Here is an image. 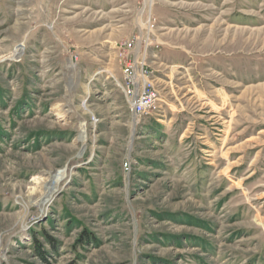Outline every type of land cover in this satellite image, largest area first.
Returning a JSON list of instances; mask_svg holds the SVG:
<instances>
[{
	"label": "rangeland",
	"instance_id": "374dc122",
	"mask_svg": "<svg viewBox=\"0 0 264 264\" xmlns=\"http://www.w3.org/2000/svg\"><path fill=\"white\" fill-rule=\"evenodd\" d=\"M0 264H264V0H0Z\"/></svg>",
	"mask_w": 264,
	"mask_h": 264
},
{
	"label": "built area",
	"instance_id": "2783aa9c",
	"mask_svg": "<svg viewBox=\"0 0 264 264\" xmlns=\"http://www.w3.org/2000/svg\"><path fill=\"white\" fill-rule=\"evenodd\" d=\"M129 47L132 48L131 45ZM147 72L146 65H142L140 69L128 65L123 72L126 80L129 81L133 105L138 117L149 112L150 108L160 109V106H157V99H160L159 93L155 88L150 87V79L145 74Z\"/></svg>",
	"mask_w": 264,
	"mask_h": 264
},
{
	"label": "bare ground",
	"instance_id": "6f19581e",
	"mask_svg": "<svg viewBox=\"0 0 264 264\" xmlns=\"http://www.w3.org/2000/svg\"><path fill=\"white\" fill-rule=\"evenodd\" d=\"M71 68H74V67L72 66ZM152 86L153 85L150 84V87H152ZM128 88H130V86H128ZM146 115H147V113H146ZM86 138L87 137L85 135V132H82V135L80 136L79 140L81 141V143L83 145H85V143H86ZM82 157H83V154H81L79 156V159H82ZM124 167L126 168V172H128L130 166L128 164H126ZM70 173H71V171L68 169L66 171V173L61 174V176H56V177L54 176L52 178L50 177L49 179H42L41 177L36 178V180L39 179V182L35 183V187L33 188L34 189L33 191L35 192L37 190V186H38L39 188L42 187L43 190L46 193L45 199L42 200V202H41V206L42 207H45L47 204H49V202L56 195V193L60 191L62 181H64L65 179H67L68 176L70 175Z\"/></svg>",
	"mask_w": 264,
	"mask_h": 264
}]
</instances>
